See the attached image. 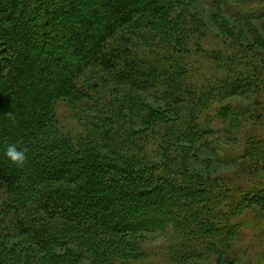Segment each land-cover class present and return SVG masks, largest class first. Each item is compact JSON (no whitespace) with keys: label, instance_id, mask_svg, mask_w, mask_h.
Wrapping results in <instances>:
<instances>
[{"label":"trees","instance_id":"16d2710c","mask_svg":"<svg viewBox=\"0 0 264 264\" xmlns=\"http://www.w3.org/2000/svg\"><path fill=\"white\" fill-rule=\"evenodd\" d=\"M195 1L0 0V264H126L137 257L124 237L163 232L169 226L179 235L189 233L170 248L172 255L191 258L187 247L192 241L204 240L212 248V234L226 238L240 227L232 223L213 232L202 218L212 211L211 203L220 205L212 187L168 174L143 161L136 150L132 156L118 154L112 148L117 143L127 141L132 147L130 130L116 140L105 133L109 121L129 109V116L134 110L143 123H151L152 140L167 138L161 145L174 134L194 143L203 138L201 119L215 104L252 86L244 75L222 79L214 88L186 84L189 55L184 53L190 48L181 44L182 37L177 44L170 39L178 25L174 10ZM236 15L240 20L257 18L253 13ZM154 40L163 44L145 55V46ZM140 48L145 49L138 54ZM104 83L109 103L92 107L91 131L75 138L57 135L55 104L81 103ZM119 88L130 92L122 100L113 98ZM137 94L167 110L140 105ZM177 107L182 122L177 115L164 122V114ZM219 114L226 116L223 108ZM176 122L172 134L158 136ZM9 143L26 150L23 167L3 156ZM259 193L264 190L252 189L249 203L262 200ZM200 227L204 233L193 235ZM9 235L19 239L12 249L5 246Z\"/></svg>","mask_w":264,"mask_h":264},{"label":"rangeland","instance_id":"374dc122","mask_svg":"<svg viewBox=\"0 0 264 264\" xmlns=\"http://www.w3.org/2000/svg\"><path fill=\"white\" fill-rule=\"evenodd\" d=\"M238 12L257 14V18L240 20L241 17L236 15ZM263 15L264 0H198L183 10H174L176 20L173 22L178 25L170 42L177 44V38L182 37L183 40H179L181 44L190 48L184 53L189 55L186 58V84L197 89L214 88L222 79L238 80L243 75L252 82L245 94L232 97L225 104H215L202 117L201 128L206 130L202 139L193 143L174 134L168 137L169 142L163 146L161 144L167 138L152 140L154 132L147 128L151 123L149 126L143 123L136 117L137 114L134 115V110H130L129 116V109L124 104L123 109H127L122 110L124 117L111 119L105 128V133L113 136V139L116 135L125 137L127 131H131L132 147L127 141L122 146L117 143L112 147L121 156H132L131 153L136 150L143 161L156 163L168 174L190 181L200 180L212 187V193L218 197L220 205L211 203L212 211L202 213V218L203 224L213 232L217 226L241 223L226 238L212 234L216 239L212 248L205 247L204 240L192 241L187 247V254L191 258L182 253L172 255L170 250L173 246L178 247L189 235L188 232L179 235L169 226L163 232L128 235L123 238V243L129 246L130 253L137 260L130 259L126 264H264V197L253 203H249L248 198L252 189L264 190V157L260 156L261 152L264 154ZM162 44V41L154 40L149 48L145 46L149 49L144 51L145 55ZM143 49L140 48L138 54ZM107 88L108 85L104 83L102 90H91L88 97L83 99L85 101L78 104H70L66 100L57 102L56 134L75 138L91 131V123L95 121L91 120L94 116L92 107L109 103ZM129 93L127 89L119 88L113 98L122 100ZM136 98L140 105L154 112L166 109L164 104L148 95L137 94ZM222 108L226 116L219 114ZM180 111L181 107L169 109L163 121L172 120L177 115L178 123L182 122ZM176 124L168 126L171 133L167 131L158 136H169ZM118 141L119 138L114 142ZM234 189L241 193L234 196ZM223 196H228L227 202H221ZM202 233L204 231L199 228L192 232L193 235ZM18 240L9 235L6 248L12 249L19 243ZM56 251L58 255L62 253L61 249ZM77 264L90 263L89 260H81Z\"/></svg>","mask_w":264,"mask_h":264},{"label":"clouds","instance_id":"9594fccd","mask_svg":"<svg viewBox=\"0 0 264 264\" xmlns=\"http://www.w3.org/2000/svg\"><path fill=\"white\" fill-rule=\"evenodd\" d=\"M3 156L16 167H23L28 159L26 150L16 143H9L4 149Z\"/></svg>","mask_w":264,"mask_h":264}]
</instances>
